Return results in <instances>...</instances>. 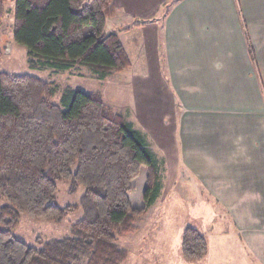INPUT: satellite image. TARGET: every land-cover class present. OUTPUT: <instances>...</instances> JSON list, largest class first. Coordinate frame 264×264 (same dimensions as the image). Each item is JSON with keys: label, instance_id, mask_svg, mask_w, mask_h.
<instances>
[{"label": "trees", "instance_id": "1", "mask_svg": "<svg viewBox=\"0 0 264 264\" xmlns=\"http://www.w3.org/2000/svg\"><path fill=\"white\" fill-rule=\"evenodd\" d=\"M114 14L113 0H14L12 38L27 50L30 70L84 67L105 80L131 67L118 36L105 32ZM56 92L37 77L0 72V264H123L118 239L135 232L160 193L156 158L100 94L67 86L55 104ZM141 167L142 206L133 208L128 193ZM62 181L72 193L82 188L77 204L55 203ZM79 209L67 237L32 247L14 235L20 215L60 224ZM207 246L198 230L183 229V260H202Z\"/></svg>", "mask_w": 264, "mask_h": 264}, {"label": "rangeland", "instance_id": "2", "mask_svg": "<svg viewBox=\"0 0 264 264\" xmlns=\"http://www.w3.org/2000/svg\"><path fill=\"white\" fill-rule=\"evenodd\" d=\"M178 1H113L116 14L106 20L105 32L118 33L133 65L108 79L98 80L84 67L65 72L42 67L30 70L27 50L12 38L14 0H6L0 21V72L34 76L55 84L57 92L52 98L55 104L67 86L98 93L109 108L124 116L145 137L157 161L161 189L153 206L137 218L135 232L118 239L117 245L128 255L123 264H241L230 262L226 257L250 256L240 238L245 236V230L250 237H256L257 211L264 203L259 201L261 205L251 207L253 212L249 198L245 199L240 212V203L232 208L234 199L225 193L231 190L232 182H216L218 191L210 190L207 87L201 89L193 84L180 87L189 100L186 104H192L197 110L185 108L179 93L168 85L166 66L162 63L165 51L160 35L155 33L157 22L156 26L148 22L151 17L160 19L190 8L189 4L179 7ZM240 2L237 0L236 6ZM261 5L259 11L264 10V3ZM205 9L207 13L214 12V8ZM131 12L137 14L129 17ZM146 174V169L141 167L128 193L133 208L142 206ZM82 191L79 188L72 193L68 182H59L55 203L62 207L77 204ZM80 219L81 209L70 213L60 224L20 215L14 235L29 246L39 247L47 241L69 236L71 224ZM186 227L195 228L207 240V253L198 262H186L181 256L180 237ZM37 241L41 244L36 245Z\"/></svg>", "mask_w": 264, "mask_h": 264}, {"label": "crops", "instance_id": "3", "mask_svg": "<svg viewBox=\"0 0 264 264\" xmlns=\"http://www.w3.org/2000/svg\"><path fill=\"white\" fill-rule=\"evenodd\" d=\"M236 3L179 0V7L189 4L190 8L148 22L154 26L157 22L155 33L163 43L168 85L179 93L185 108L194 111L195 107L186 104L189 100L180 87H207L210 190L218 191L216 182H232L225 192L234 199L232 208L240 203L243 212L244 200L249 198L254 212L251 207L264 203V10L259 11L264 0ZM204 7L214 12L207 13ZM257 212L256 237L245 230L246 237L240 238L250 256L228 255L230 262L264 264V204Z\"/></svg>", "mask_w": 264, "mask_h": 264}]
</instances>
